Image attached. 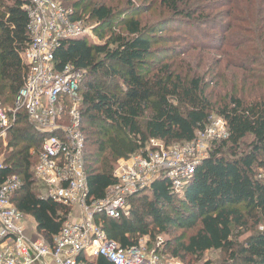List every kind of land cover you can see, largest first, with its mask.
<instances>
[{"label": "trees", "instance_id": "1", "mask_svg": "<svg viewBox=\"0 0 264 264\" xmlns=\"http://www.w3.org/2000/svg\"><path fill=\"white\" fill-rule=\"evenodd\" d=\"M59 1L77 18L78 10L88 11L96 23L93 33L101 41L96 45L87 38L70 39L54 52L55 70L73 65L86 71L79 92L90 198L102 199L114 184L115 163L144 154L148 140H160L167 147L181 145L203 133L212 115L226 123L227 137L212 142L208 157L180 191H173L167 179L159 178L150 191L128 199V217L97 216L96 223L106 237L123 249L137 246L145 237L153 248L157 238L166 237L162 253L183 264L209 251L221 252L228 264H264V77L248 73L250 65L259 62L248 63L246 58L244 63L233 62L242 54L235 45L234 24L239 14L247 13V18L255 14L259 26L256 33L264 41V29L259 25L264 22V12L244 9L238 0L213 6H201L200 0H160L165 12L172 15L170 19L182 17L192 26L222 34L224 42L214 51L224 58L227 69L246 71L241 76L243 84L228 88L221 81L208 85L199 71L184 72L183 65L160 60L165 53L163 48H156L162 41L158 34L167 30L169 19L160 18L157 11L140 12L127 4L116 14L109 6L90 4L89 0ZM257 1L246 0L250 4ZM218 9L225 12L218 14ZM147 13H151V20L141 17ZM118 19L120 22L113 26ZM28 22L21 0H0L3 106L13 104L23 85L26 69L21 55L31 41ZM107 30L110 34L104 39L102 33ZM223 47L226 49L221 51ZM113 81L119 82L117 91L108 86ZM211 86L214 91H209ZM43 138L25 118H19L8 135L7 169L0 172V181L10 175L21 179L22 186L11 202L32 217L37 233L51 245L70 209L41 198L33 168ZM239 237L243 238L240 242ZM86 264L111 263L98 257Z\"/></svg>", "mask_w": 264, "mask_h": 264}, {"label": "built area", "instance_id": "2", "mask_svg": "<svg viewBox=\"0 0 264 264\" xmlns=\"http://www.w3.org/2000/svg\"><path fill=\"white\" fill-rule=\"evenodd\" d=\"M28 15L30 44L22 53L26 69L23 85L13 104L0 103V172L7 169L8 135L19 118H25L44 136L38 146L33 174L43 190L41 198L70 209L62 230L51 245L37 233L30 215L11 202L22 182L17 175L0 181V264H86L103 257L111 264H183L179 259L160 261L161 237L150 254L143 238L137 246L123 249L106 237L97 216L117 219L130 215L128 199L151 190L159 178L180 191L197 166L208 157L209 146L227 137L226 123L216 117L190 143L167 147L148 140L144 154L118 160L112 171L114 184L102 199L89 197L83 161L85 138L81 131L79 85L86 71L66 65L57 71L54 52L63 41L87 38L100 44L93 28L74 16L59 0H21ZM35 152L30 150V154ZM146 241V242H145Z\"/></svg>", "mask_w": 264, "mask_h": 264}, {"label": "rangeland", "instance_id": "3", "mask_svg": "<svg viewBox=\"0 0 264 264\" xmlns=\"http://www.w3.org/2000/svg\"><path fill=\"white\" fill-rule=\"evenodd\" d=\"M225 0H200L198 2L201 6H208L211 4L217 5L220 2ZM90 4L94 3H102L106 6H109L114 10L116 14L125 7V5L130 4L131 6L136 7L140 12L145 11L147 9H152V11H157L160 13V18H168L167 30L159 33L158 36L162 37V41L156 48H163L165 55H163L160 59L163 62L175 63L176 65H183L184 72H194L199 71V76L203 78V80L208 85H213L216 82L221 81L222 85H226L228 88L231 85L243 84V80L241 76L246 74L244 70H238L230 67L227 69L224 66V58L220 55L218 51H214V48H217L224 42L222 39V34L218 31L208 30L206 27H199V25L192 26L191 22L186 21L182 17L170 19L172 15H169L165 12L160 4V0H89ZM258 4H250L247 3L246 0H238V5L243 7L244 9L248 8L251 10L253 7L255 10L259 12H264V0H258ZM86 3L84 6H86ZM66 8V7H65ZM78 17L85 22V26L88 28H93L96 23L92 22L89 18V12L83 11L80 9L77 11ZM218 14H222L225 11L218 9ZM249 14H254L249 11ZM255 14L247 18V13L241 12L238 17V22L235 23V33L237 35L238 42L235 45L239 46L238 51H241L242 54L236 61L240 64L243 62V58H246L248 63L250 62H259L255 63V65H250L249 72H257L256 75H262L264 77V41L262 39V35H257L256 29L258 26V21L254 19ZM142 18L151 20V13L142 14ZM121 19L117 21H113V26H117ZM260 27L264 29V22L259 23ZM110 34V31H104L102 33L103 38H107ZM95 35V34H94ZM96 37V36H95ZM97 38V37H96ZM222 39V40H221ZM232 39V38H229ZM100 41V40H99ZM101 42V41H100ZM217 46H214L216 45ZM226 47H223L225 50ZM238 51L234 54H237ZM114 66V69L118 72H121V68ZM226 68V70H225ZM217 72V73H216ZM237 80V81H236ZM103 81V80H102ZM105 82V81H103ZM109 88L111 90H116L119 87L118 81H113L108 83ZM214 86H211L209 91H214ZM11 105L5 106L6 108ZM212 118H216L215 115H212ZM179 145H173V147H178ZM210 148V146H209ZM43 193L42 188L40 189ZM177 235L180 232L176 233ZM190 234V233H189ZM187 234V235H189ZM162 240H166V237H161ZM243 238L239 237L238 241H242ZM146 242V241H145ZM146 252L148 254L152 251V246H150V241L147 240L145 243ZM170 258L168 254L162 253L160 255V261L165 263L166 260ZM227 258L221 253L217 251H209L206 252L201 258L198 259H190L188 260V264H228L226 261Z\"/></svg>", "mask_w": 264, "mask_h": 264}]
</instances>
